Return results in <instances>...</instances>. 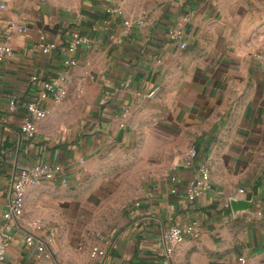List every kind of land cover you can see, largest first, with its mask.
I'll return each instance as SVG.
<instances>
[{"label": "crops", "instance_id": "0c3cea01", "mask_svg": "<svg viewBox=\"0 0 264 264\" xmlns=\"http://www.w3.org/2000/svg\"><path fill=\"white\" fill-rule=\"evenodd\" d=\"M0 1L27 27L0 64V221L20 169L60 162L68 179L26 187L1 264H45L25 243L29 232L55 264H264V67L252 56L264 44V0H120V14L103 0ZM142 14V31L122 36V21ZM183 16L182 49L165 33ZM74 28L93 48L74 52L67 96L45 102L48 115L28 139L26 103L57 76ZM40 33L57 45L49 55L36 47ZM191 146L197 156L184 166ZM199 163L210 166L212 188L193 203L184 188ZM230 196L251 206L234 212ZM177 223L201 234L166 257L161 232ZM93 245L105 256L92 258Z\"/></svg>", "mask_w": 264, "mask_h": 264}, {"label": "built area", "instance_id": "2783aa9c", "mask_svg": "<svg viewBox=\"0 0 264 264\" xmlns=\"http://www.w3.org/2000/svg\"><path fill=\"white\" fill-rule=\"evenodd\" d=\"M105 10L109 14H120V0H103ZM187 17L183 16L178 19L175 25L168 27L166 30L167 37L178 45L179 48H185L187 42L185 39V22ZM146 22V15L142 14L135 18H127L122 21V36L127 35L133 27H136L139 32L142 31ZM0 23L4 24L2 36L0 37V64L5 60H8L13 56V48L11 40L16 33H24L27 31V27L13 19L7 13V4L4 1H0ZM120 42V39L116 40ZM56 43L53 39L47 37L44 33H40L37 39L36 47L45 55H49L51 50L56 47ZM83 47L87 50L93 48V41L88 36L81 34L78 29L74 28L70 33V36L65 46L66 57L62 61V67L56 77L45 79L41 87L38 88L35 95L26 103L27 114L20 125L21 134L31 139L35 137L38 121L46 118L48 115V109L45 106L46 101H52L59 103L68 94L67 83L69 75L67 69L77 64V60L74 57V52ZM253 58L262 67H264V46L256 48L252 53ZM33 80L37 78V75L31 76ZM159 87H155L145 96L150 97ZM17 100L14 95H10L8 98V109L13 111L16 107ZM128 112L127 108L123 109V113ZM197 151L194 146H191L184 154L182 158V164L184 166H192L194 164ZM49 180L56 181L62 186L68 185V179L66 177V170L60 162H49L46 160L36 161L23 169L15 175L11 183V196L6 205V209L2 215L0 221V264L5 259V254L9 241L11 239V219L20 217L24 212V197L25 189L29 185H35L41 181ZM171 187L170 192L172 194L177 193L180 179L172 175L170 177ZM212 188L211 181V169L208 163H199L196 167V172L191 181L184 188L185 197L190 202H199L202 195L210 191ZM239 194H244L243 188H238ZM235 198L234 196H230ZM228 205V204H226ZM33 225L40 229L43 226L41 220L37 219ZM200 228L196 223L190 224H170L165 227L161 232V239L165 243V256L170 257L173 249L183 241L187 239H196L200 236ZM25 243L28 246L35 248V257L42 259L45 264H55L54 255L55 252L48 248L40 238L39 235L34 233H27L25 235ZM89 254L92 258H102L105 256V251L97 245H93L89 249ZM243 261L242 258H239ZM165 263V262H164Z\"/></svg>", "mask_w": 264, "mask_h": 264}, {"label": "water", "instance_id": "95a60500", "mask_svg": "<svg viewBox=\"0 0 264 264\" xmlns=\"http://www.w3.org/2000/svg\"><path fill=\"white\" fill-rule=\"evenodd\" d=\"M229 204L234 212L248 209L251 206L250 201L237 198H231Z\"/></svg>", "mask_w": 264, "mask_h": 264}, {"label": "rangeland", "instance_id": "374dc122", "mask_svg": "<svg viewBox=\"0 0 264 264\" xmlns=\"http://www.w3.org/2000/svg\"><path fill=\"white\" fill-rule=\"evenodd\" d=\"M264 34V33H263ZM264 46V44H262Z\"/></svg>", "mask_w": 264, "mask_h": 264}]
</instances>
